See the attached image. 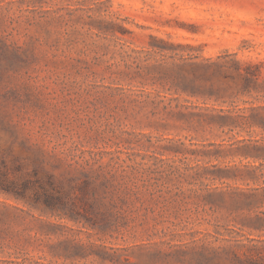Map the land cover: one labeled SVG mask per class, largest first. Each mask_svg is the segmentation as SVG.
<instances>
[{
	"label": "rangeland",
	"instance_id": "374dc122",
	"mask_svg": "<svg viewBox=\"0 0 264 264\" xmlns=\"http://www.w3.org/2000/svg\"><path fill=\"white\" fill-rule=\"evenodd\" d=\"M220 54L259 66L251 91L176 107L157 73ZM206 106L264 114V0H0V264H182L167 254L206 233L264 239V158L240 149L264 127L221 128ZM214 166L242 178L195 177ZM85 174L110 215L47 204L39 183L77 195Z\"/></svg>",
	"mask_w": 264,
	"mask_h": 264
},
{
	"label": "trees",
	"instance_id": "16d2710c",
	"mask_svg": "<svg viewBox=\"0 0 264 264\" xmlns=\"http://www.w3.org/2000/svg\"><path fill=\"white\" fill-rule=\"evenodd\" d=\"M177 54L171 55L175 57ZM230 54H220L216 57H205L203 55H188L186 57H179V62H173L170 72H158L159 78L165 79L172 84L169 87L170 101H176V107H190L189 104H181L179 101L184 97L186 101L190 98L207 103L208 101L214 102H227L228 99L235 98L239 93H248L251 91L250 83L259 77L260 69L256 64H247L244 66L238 60L228 61ZM164 59V58H163ZM160 62V66H163ZM233 63V64H232ZM232 64V66H230ZM150 71H144L143 66L137 63L132 78L143 77L149 75ZM156 76V73H155ZM240 77L244 81L243 89L234 90L232 87H225L221 80L232 81L236 77ZM222 83V85H220ZM160 95V92H159ZM168 95H165L167 97ZM185 105V106H184ZM204 107V106H202ZM206 109L212 112L202 116L209 118L211 122L219 124V127L241 126V125H258L264 127V114L259 107H251L252 113L246 115L244 113H234L233 110H225L223 108L206 106ZM179 113L184 114L181 110ZM240 149L244 150V154L252 157H263L264 148L258 144H244ZM258 166L253 167V172ZM264 174V173H263ZM195 177L204 179H238L242 178L237 170L233 168H223L214 166L205 168L203 172H196ZM49 187L40 184L41 189L44 191L45 199L48 205L53 206L56 212H65L71 214L70 216H85L90 218V215L98 210L101 215L107 217L110 215V207L114 204L113 196L109 199L108 205L104 208L103 200L97 195L100 188L88 174H85L84 180L79 184L78 188L80 194L74 195L58 183L54 177H50ZM195 183V182H194ZM30 183L24 180L23 187L16 189L18 196L24 197L26 190L29 188ZM108 187H111L109 180L107 181ZM7 188V187H6ZM12 188V187H8ZM38 197V195H36ZM36 200V199H35ZM80 206H84V213H80ZM232 237L212 235L211 233L204 234L203 247L200 250L192 249L190 253L183 255L180 253H172L169 261H177L182 264H264V239H255L250 237L243 238L244 234L235 230ZM215 237V241H224L231 245L222 244L214 246L213 240L208 237ZM241 250H245L241 253ZM162 252L157 253V257H163ZM176 255V256H174ZM176 257V259H175ZM154 262V261H149Z\"/></svg>",
	"mask_w": 264,
	"mask_h": 264
}]
</instances>
